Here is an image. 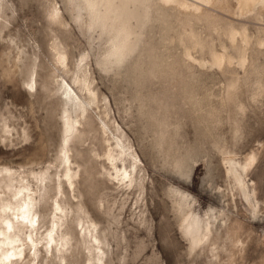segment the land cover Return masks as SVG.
Instances as JSON below:
<instances>
[{
  "label": "rangeland",
  "instance_id": "rangeland-1",
  "mask_svg": "<svg viewBox=\"0 0 264 264\" xmlns=\"http://www.w3.org/2000/svg\"><path fill=\"white\" fill-rule=\"evenodd\" d=\"M212 2L0 0V264H264V0Z\"/></svg>",
  "mask_w": 264,
  "mask_h": 264
},
{
  "label": "bare ground",
  "instance_id": "bare-ground-1",
  "mask_svg": "<svg viewBox=\"0 0 264 264\" xmlns=\"http://www.w3.org/2000/svg\"><path fill=\"white\" fill-rule=\"evenodd\" d=\"M163 1H171V0H163ZM175 1H177V0H175ZM190 1V0H189ZM214 1V0H213ZM224 1V0H223ZM225 1H227V0H225ZM234 1V0H233ZM260 0H235V2H236V5H237V7H238V9L237 10H239L240 11V13L241 12H247V11H250L252 8H254V6L255 5H257L258 4V2H259ZM191 2H193V1H191ZM202 2L204 3V2H206L207 4H209V3H211L212 2V0H202ZM218 2H221V1H218ZM179 3V2H178ZM186 3V2H185ZM196 3V2H195ZM194 3V4H195ZM200 3V2H199ZM213 3V2H212ZM210 4V6H212L214 3H216V2H214L213 4ZM223 3V2H222ZM180 4V3H179ZM191 4V3H190ZM189 4V6H191V7H193L192 6V4L190 5ZM219 4V3H218ZM217 4V5H218ZM196 5V4H195ZM215 5V4H214ZM184 6H187L188 7V5H187V3L186 4H184ZM200 6V5H199ZM195 7V6H194ZM204 7V6H203ZM218 7H220V5L218 6ZM222 7V6H221ZM106 10H107V12L108 13H114V14H116L117 13V10H118V6L117 5H108L107 7H106ZM251 12V11H250ZM248 13V12H247ZM121 15V14H120ZM113 18V17H112ZM126 23H128V22H126ZM116 29H117V37L120 35V36H125L126 37V35H125V29L123 28V26H120L119 28H117V27H115ZM115 36V35H114ZM119 39V38H118ZM118 39H117V41H118ZM121 39V38H120ZM116 41V42H117ZM119 42H121V40L119 41ZM118 43V42H117ZM117 43H115V45H116V47H117ZM122 43V42H121ZM124 43V42H123ZM122 43V44H123ZM114 44V43H113ZM125 44V43H124ZM115 45H114V48H115ZM119 45V44H118ZM123 46V45H122ZM121 46V47H122ZM120 47V46H119ZM121 47H120V50H121ZM123 47H125V46H123ZM127 48V47H126ZM117 48H115V50H116ZM123 49V48H122ZM116 51H118V50H116ZM115 52V51H114ZM120 52V51H119ZM121 53H123L122 51H121ZM115 54H117L116 52H115ZM70 123V122H69ZM69 125H71V124H69ZM72 128V127H71ZM69 129H70V127H69ZM253 160H254V158L253 157H251V158H249L248 159V162H247V164H248V166L250 165V163H252L253 162ZM5 172H6V174H7V176H8V179L9 180H13V177H14V173H12L11 171H9V170H5ZM230 172H231V170H230ZM234 176V175H233ZM68 177V176H67ZM70 178V177H69ZM236 184H237V187H238V189L244 194V196L246 197V194H245V191H246V187H245V185H244V182H243V179L238 175L236 178ZM70 182H71V180L70 179H68ZM234 180V179H233ZM69 181H68V183H69ZM71 186V185H70ZM29 191V190H28ZM22 192H23V190L22 191H20V192H18V193H16L15 194V196H19V195H22ZM27 196V198L28 199H31L30 197H29V195H26ZM25 196V197H26ZM22 202V201H21ZM29 205V204H28ZM30 206V205H29ZM26 207H28L27 205H23V206H19V212L17 213V214H13V215H15L16 217H15V222H16V225L15 226H18L19 227V229H22V230H24V229H31V230H33L34 231V233H35V227H36V223H35V219H34V217L30 214V211L29 210H27V208ZM4 208V207H3ZM2 208V209H3ZM6 209V208H5ZM25 209V210H24ZM11 210V209H10ZM15 212V211H14ZM10 217V216H9ZM36 217V216H35ZM7 220V219H6ZM14 220V219H13ZM5 223V228H4V230H2L4 233H2V235H3V237H4V240H3V242H2V244L7 248L6 249V251L4 252V253H2V256H1V258H3V260H4V263H5V261L6 262H11V261H13L15 258H16V256L18 255V254H21L20 253V250L19 249H17V251H15L14 253H12V254H9V251L8 250H10V252L12 251V250H14L15 249V247L14 246H12L13 245V239L11 240V238L10 237H8L7 236V234L12 230V228H13V223H12V221L10 222V221H5L4 222ZM14 229H15V227H14ZM13 229V230H14ZM37 230V229H36ZM28 233V232H27ZM1 236V235H0ZM9 236H10V234H9ZM30 237V236H29ZM50 239V238H49ZM54 242V241H53ZM34 243V242H33ZM18 244V243H17ZM21 245V244H20ZM33 246H35V245H33ZM19 248V247H18ZM0 255H1V253H0ZM20 256V255H19ZM1 260V259H0ZM0 263H3V262H0ZM10 264V263H9Z\"/></svg>",
  "mask_w": 264,
  "mask_h": 264
}]
</instances>
